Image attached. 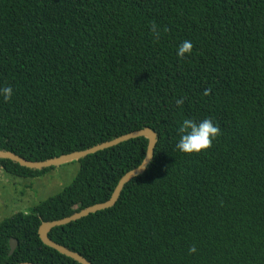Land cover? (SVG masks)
I'll return each instance as SVG.
<instances>
[{
  "label": "trees",
  "instance_id": "obj_1",
  "mask_svg": "<svg viewBox=\"0 0 264 264\" xmlns=\"http://www.w3.org/2000/svg\"><path fill=\"white\" fill-rule=\"evenodd\" d=\"M184 40L193 50L181 59ZM8 86L0 149L31 161L145 127L157 135L113 206L53 227L51 240L91 264H264V0H0ZM186 118L219 125L211 147L176 150ZM146 148L136 137L76 160L62 190L0 221V264H80L38 227L108 200ZM0 167L36 178L55 166Z\"/></svg>",
  "mask_w": 264,
  "mask_h": 264
},
{
  "label": "water",
  "instance_id": "obj_2",
  "mask_svg": "<svg viewBox=\"0 0 264 264\" xmlns=\"http://www.w3.org/2000/svg\"><path fill=\"white\" fill-rule=\"evenodd\" d=\"M136 137H145L147 139V148H146V152H145V155L141 163L137 167L129 170L128 172H126L125 174L121 176V178L118 180L117 184L115 185L112 191V194L108 200L90 205L86 208L81 209L80 211L74 212L73 214L69 216H66L60 219L42 222L40 226L38 227V235L41 241L45 245L55 249L56 251L60 252L61 254L65 256L72 258L73 260L77 261L80 264H91L88 260H86L79 253L74 252L68 249L67 247L51 240L48 236L49 231L53 227L68 224L69 222L75 221L90 213L96 212L98 210H103V209L113 206L115 202L117 201L124 185L132 178L138 175H141L147 168V165L149 164L153 156L154 147L157 142V135L151 128L145 127L140 130H135L127 134L120 135L111 140L96 144L94 146H91L83 150L73 151L70 153L62 154V155L52 157V158L42 160V161H31L9 150L0 149V159L11 160L25 168L41 170L46 167L58 166V165H61L67 162L79 160L80 158H83L89 154L96 153L100 150L115 146L123 141L136 138ZM16 246H17V241L14 238H10L9 239V253H8L9 255H11L14 252ZM17 264H36V263L20 262Z\"/></svg>",
  "mask_w": 264,
  "mask_h": 264
},
{
  "label": "rangeland",
  "instance_id": "obj_3",
  "mask_svg": "<svg viewBox=\"0 0 264 264\" xmlns=\"http://www.w3.org/2000/svg\"><path fill=\"white\" fill-rule=\"evenodd\" d=\"M79 169L77 161L67 162L36 177H18L0 167V221L56 194L68 185Z\"/></svg>",
  "mask_w": 264,
  "mask_h": 264
},
{
  "label": "clouds",
  "instance_id": "obj_4",
  "mask_svg": "<svg viewBox=\"0 0 264 264\" xmlns=\"http://www.w3.org/2000/svg\"><path fill=\"white\" fill-rule=\"evenodd\" d=\"M151 32L158 38L159 32L155 24L151 26ZM192 50V42L184 40L177 46L176 56L182 59L186 54H191ZM207 91L205 90V94H207ZM12 95V87H0V97L5 102L9 101ZM183 102V99L176 100L177 106L182 105ZM177 132L179 139L175 145L176 150L181 153L192 154L199 153L211 147L213 140L220 134V128L210 118L202 119L199 122L191 118H186L178 123ZM189 251L195 252L196 249L193 247Z\"/></svg>",
  "mask_w": 264,
  "mask_h": 264
}]
</instances>
